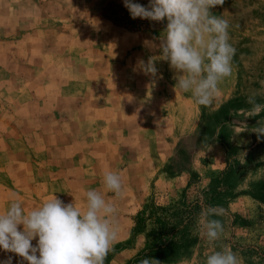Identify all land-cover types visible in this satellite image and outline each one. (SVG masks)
Segmentation results:
<instances>
[{
    "label": "rangeland",
    "instance_id": "obj_1",
    "mask_svg": "<svg viewBox=\"0 0 264 264\" xmlns=\"http://www.w3.org/2000/svg\"><path fill=\"white\" fill-rule=\"evenodd\" d=\"M54 5L67 11L63 29L47 31L49 39H66L53 50L65 58L62 79L40 80L27 93L25 80L10 78V58L33 49L0 42V61L6 56L8 64L0 71V212L13 199L28 211L29 199L39 207L53 194L83 207L85 192L96 189L117 209L118 236L105 264H138L145 255L161 264H205L225 247L240 264H264V136L252 132L264 112L253 115L246 102L255 93L264 103V0H225L212 9L229 21L236 54L210 107L175 87L178 73L151 46L165 22L131 18L123 0ZM150 57L155 76L140 63ZM74 64L88 78L74 77ZM107 171L121 176L119 197L104 186ZM210 205L225 209L215 217L224 231L214 243L199 226ZM9 255L26 264L3 251L0 260Z\"/></svg>",
    "mask_w": 264,
    "mask_h": 264
},
{
    "label": "clouds",
    "instance_id": "obj_2",
    "mask_svg": "<svg viewBox=\"0 0 264 264\" xmlns=\"http://www.w3.org/2000/svg\"><path fill=\"white\" fill-rule=\"evenodd\" d=\"M225 0H149L141 5L123 0L133 19L165 22L164 35L151 45L178 75L175 87L190 92L197 105L210 107L219 94V84L232 75L236 48L229 42V21L212 12ZM146 74L155 76V59L140 62ZM253 115L264 112V103L253 93L246 101ZM247 123L244 127L247 129ZM252 132L264 136V122L257 121ZM104 186L115 196L122 193L121 176L104 173ZM15 196V194H13ZM83 207L64 203L54 194L39 207L25 211L18 199L0 212V251L22 258L26 264H105L117 240V209L96 189L85 192ZM221 206H207L199 216L201 234L210 243L217 241L224 227ZM35 241V244H33ZM13 256L0 264H13ZM138 264H161L145 255ZM205 264H240L237 253L225 247L213 251Z\"/></svg>",
    "mask_w": 264,
    "mask_h": 264
},
{
    "label": "crops",
    "instance_id": "obj_3",
    "mask_svg": "<svg viewBox=\"0 0 264 264\" xmlns=\"http://www.w3.org/2000/svg\"><path fill=\"white\" fill-rule=\"evenodd\" d=\"M4 1L6 0H0V42H8L17 47L18 45L23 46L21 44L22 41L25 42L27 52L33 49L29 55H23L22 57L12 55L10 61L15 63V66H11L14 71H11L10 78L13 77L17 81L25 80L27 93L35 94L36 89L41 87L38 81H52L53 79L58 81L64 76L65 58L61 53L58 51L53 52V50L57 48L63 49L66 46V39L60 37L55 40L49 39L50 36L47 31L51 29V31H54V34H58L59 29H63V27H60L61 24L59 22L67 15V11L55 6L56 0H26L33 3L34 1L37 2L40 7L35 9V11H33L34 8L28 2H25V5H23L22 2L24 0H9L11 1L10 3ZM74 2H77V0H74ZM7 6H9V9ZM6 10H9L11 16L10 22L5 18ZM72 15L74 16L75 13L70 16ZM28 16L40 17L43 21H40L41 24H38L33 19H28ZM25 17L26 19H24ZM48 18L52 19V28L47 25L48 22L46 21ZM73 42L72 40L70 41V43ZM41 49H48L53 52V56L49 57L50 55L42 52L43 50ZM36 53L40 55H36ZM4 58V62L0 61V71L4 70L2 65H8L6 62L7 57L4 56ZM70 66L73 69L74 77L80 79L88 78L85 75H80L82 71L76 64ZM76 73L79 75L76 76ZM57 94L60 95L61 91L54 93V95ZM29 202H31V208L37 207L35 203L33 204V197L29 199Z\"/></svg>",
    "mask_w": 264,
    "mask_h": 264
}]
</instances>
